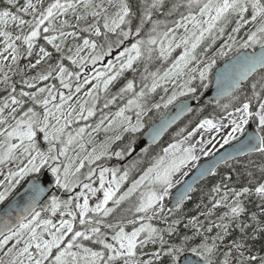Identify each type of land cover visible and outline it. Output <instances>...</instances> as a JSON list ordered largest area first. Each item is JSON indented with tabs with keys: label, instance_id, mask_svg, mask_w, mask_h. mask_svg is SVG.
Wrapping results in <instances>:
<instances>
[{
	"label": "snow or ice",
	"instance_id": "obj_1",
	"mask_svg": "<svg viewBox=\"0 0 264 264\" xmlns=\"http://www.w3.org/2000/svg\"><path fill=\"white\" fill-rule=\"evenodd\" d=\"M78 5L84 9L83 14L77 13ZM110 7L114 8L115 11L110 12ZM10 8L12 10H9ZM182 8L185 11H180ZM69 10L75 15L77 22L91 15L97 22L89 24L83 31H90L96 37L103 36L108 48V51L105 52L104 45H100V50L96 51L98 48L96 41L85 38L83 45L77 46L74 55L68 57L78 67L89 61L95 64L97 60L102 59L111 52L113 45L120 47L130 36L141 37L145 26L150 24L147 39L137 38L129 47H124L123 51L116 57V61L119 63L118 68L114 66L112 60H109L105 72H97L94 77H91L96 83H92L87 92H85V96L90 99L82 102L77 100L78 112L73 105H69L67 111L64 109V104L72 100L73 93L71 92L67 97L60 94L61 103L54 105L53 109L47 107L48 99H44L42 102L37 100L36 92H21V96L30 97L34 104L42 103L44 105L42 113L35 111L33 107H28L25 111H21L20 109L24 102L9 93L7 99L0 105V165H6L21 158L26 159L27 163L16 171L9 170L5 175V179L0 181V185H5L6 182L4 191H0V201H4L12 188L20 182L19 178L32 173L42 174V170L46 165H49L50 161L56 162L62 156L69 159L67 164H63V182L60 178V166H53L50 170L56 177V183L59 187L68 191L72 190L77 181L68 180L69 174L76 176L80 169L84 167L85 161L93 163L99 160L102 155L107 154V143L100 146L102 149L100 152L93 148L91 152H88L87 155L80 159L79 165L72 171L76 158H68L67 153L74 144L81 151L85 150V145L81 142L85 128H78L75 135L66 133L65 130L74 119L87 120L93 116L96 100L98 99L96 92L107 90L109 85L125 70L135 72V63L141 59L145 62L141 79L148 81L151 78V86L145 82L140 91L136 92L134 91V80H128L124 87L119 89L118 95L122 98L124 94L132 93V98L128 99L126 104L120 107L111 119L108 116L104 117V120L108 121L106 131L113 126H117L121 127L125 132L135 133L143 127L141 115L145 111L147 95L157 90L160 86V81L182 77L184 70L189 64L193 61L199 63L196 57L198 46L205 40L206 36L213 37L214 40L213 33L217 29L220 35L223 36L224 26L230 23L233 17L237 19L235 20L236 27L232 28V33L239 32L241 25L251 24L254 29L249 30L247 39L240 47L248 48L259 44L261 52L259 54H246L242 57L238 72L230 83L228 94L231 95L232 91L240 86V81L247 79L257 69L264 72V0H175L170 5L169 0H140L137 12L133 11L129 0H99L98 3L94 2V0H64L63 3L61 0H53L47 7L41 9H38L37 5L32 3V0H25L24 3H20V0H7V5L3 10H0V37L3 38V51L8 52L10 49L11 58L15 61L18 51L16 41H22L27 46L30 55L34 42L41 35V26L47 22V26L42 29L45 34L43 39L48 44H51L57 52H60L61 44L56 43V41L59 39L62 43L67 36H75L77 34L63 30L68 25L67 20L61 21L59 28L54 23L58 16L66 15ZM175 13H179V19L171 21L174 27H170L169 22L166 20L153 19L156 14L171 17ZM25 16H31L32 19L26 20L24 19ZM137 19L138 23L135 24L133 29V21ZM100 20L103 21L102 28L98 23ZM9 21L13 22L18 29H21L19 34L13 36L12 32L6 30ZM24 25L29 26L26 33L22 31ZM189 25H191V28H189ZM180 28L184 29V34L177 39L176 29ZM50 33H58V35ZM109 33L115 34L117 37L115 41L110 40ZM229 40L234 43L235 37L229 34ZM181 47H183L181 54L175 57L171 67L163 71L162 75L159 70L149 71V63L153 60L155 53L158 52L159 58L166 60L172 54L174 48ZM225 47L231 49L232 44L225 42L224 45H221L218 50L219 55H227L224 51ZM86 48L93 50L94 54L90 57L81 56L80 53ZM39 51L42 56L36 61V64H39L44 57L50 55L44 47H41ZM3 59L7 60L8 56H4ZM215 62V59H212L202 68L192 69L191 71H198L200 79L204 80ZM31 67H35V65H31ZM58 67V76L63 87H71L69 83L65 82L66 75H75L79 81V73L68 72L62 64L58 65ZM49 75H41L39 79L47 80ZM194 78L192 76L184 81L180 86L182 90L179 92L173 91L167 100L161 97L163 107L167 108L168 105L176 100L177 96L185 95L184 89L187 92H194V88L188 87V84ZM4 79L7 82V75H5ZM89 83L90 78L86 76L82 82L76 84L75 93H79L83 86ZM28 86L33 87L31 84H28ZM251 90V96L247 97L240 107L235 108V113L238 116L230 121L231 131L223 138V143L228 144L230 140L236 139V133H244V126L248 125L249 120L252 119L257 122L259 133L261 134L248 137L246 142H241V146L237 151L241 154L245 150L264 154V75H261L259 80L251 84ZM14 91L15 89H13ZM37 91L40 93L47 91L49 95H52L50 88H39ZM116 99L117 96H112L104 104V107L107 108ZM233 99H236V97H233ZM253 99L259 102V108L255 111H253L251 105ZM9 100L11 103L8 102ZM152 107L160 109L161 103H155ZM224 107L227 108V105ZM133 108L136 110L135 124L131 122V117L125 114L126 111H130ZM6 110L7 114L5 115ZM74 113H76L75 116L73 115ZM232 115V113H229V116ZM104 120H101L100 124H103ZM100 124L97 125V129ZM219 127L211 119H204L196 126V128L204 129L205 131H219ZM195 131L196 129H193L184 139L191 138ZM37 132L42 133L43 140L47 142L46 151L41 150L37 144ZM159 132V129L156 130L153 138L159 135ZM120 138L119 135L114 137L115 140ZM182 143L169 144L168 147L164 148V155L157 158L156 162L147 168L139 179L134 180L127 191L120 195H117L120 184L128 178V172L124 171L117 176V171L111 170L112 179L108 182V186L104 187L105 173L110 170L102 168L100 170V186L103 190V199L94 208H90L88 197L83 192L78 193L76 196L77 203L75 208L78 210L79 224L83 226V231L75 229L74 221L77 219V212L71 210L72 198L61 202L53 196L50 206L43 209L44 211H50L52 215H56L57 211L61 209V205H63L60 216L64 217L66 215L69 219H61L59 225L54 224L51 219H40L41 213L36 210V196L43 191V188L37 182L39 176L34 177L31 203L26 205L22 209L21 214L16 216V222H10V212H6L5 218L0 220V249H3L10 241L15 240V243L4 252V256L8 259H0V264H153L151 259L138 258V245L143 248L149 242L155 244L157 239H159L161 247L158 251L152 253V256L159 259L161 252H164L169 258V264H177L181 254L185 251L190 252L196 258L185 257L186 264H264V256L245 255L246 252L250 253L251 250L244 242L243 236L239 239L233 238L227 244L224 243L230 235L228 232L230 224L238 220L245 211L240 198L250 192L247 187L242 188L240 191H232L233 201L227 205L229 210L221 217L222 220L228 218L229 223L216 225L222 231L217 232L215 236L204 237L194 246L167 244L163 235L160 234V230L147 223H141L139 227H134L131 232H126L123 226H120L117 230L114 225L105 223L101 218L108 216L109 213L114 211L113 208L106 207L109 201H112L114 206H119L122 201L126 200L145 184L151 187H148L146 192L141 193L135 212H148L153 209L154 205L162 201L173 186V175L180 172L189 162L198 160L195 154L196 144L182 147ZM197 143L202 144L203 141H197ZM202 151L204 155L210 154L203 149ZM114 154L117 157L123 155L120 151ZM78 157L79 154H77ZM93 171L90 170L86 178H90L93 175ZM205 171L214 173L215 165ZM157 186H159V190H157ZM83 188L88 189L93 195L99 190L91 187L90 184H84ZM212 190L218 192L219 187H214ZM254 191L264 200V183H260L259 186L255 187ZM80 196H84L82 204L78 202ZM186 198L185 195H181L175 207L179 209ZM227 200L228 194L226 192L220 200L214 203L213 207H218L222 201ZM163 211V207H160L158 212H154V215H159ZM89 212L99 213L101 217H89L87 215ZM140 219L143 220V217ZM148 219H151V217ZM252 219L256 222L257 229H264V221L256 220L255 216ZM193 221L195 222V218H193ZM129 223H135V221H129ZM101 225L114 232L111 236L112 243L107 242V234L101 230ZM236 226L240 228L241 232L249 227V225L242 222ZM208 231L211 232L212 228L210 227ZM69 234H71L70 237ZM141 234H145L142 239ZM45 235L48 238H45ZM66 237L69 238L65 240ZM83 241H92L94 244L100 245L103 250L97 251L91 247H86ZM218 241L219 243H217ZM21 242L23 247H17ZM165 245H167L166 249Z\"/></svg>",
	"mask_w": 264,
	"mask_h": 264
},
{
	"label": "trees",
	"instance_id": "obj_2",
	"mask_svg": "<svg viewBox=\"0 0 264 264\" xmlns=\"http://www.w3.org/2000/svg\"><path fill=\"white\" fill-rule=\"evenodd\" d=\"M25 0H20V3H24ZM53 0H32V3L37 5L38 9L47 7ZM63 3L64 0H61ZM94 2H99V0H94ZM140 0H129L130 6L132 7L134 12L138 11V5ZM175 2V0H169L170 3ZM7 5V0H0V10ZM9 10H12L11 8ZM109 11H115L114 8H109ZM180 11H185L183 8ZM84 9L78 5L77 13L83 14ZM186 14V12H185ZM247 15V14H246ZM24 19L30 20L31 16H25ZM153 19H162L169 22L170 27H174L171 24V21L179 19V13H175L171 17L162 16L160 14H156L153 16ZM237 18H231V22L224 26L225 31L223 36L220 35L219 30H215L213 37L206 36L205 40L201 42V44L196 49V61L192 62V69H199L202 67V64L209 63L212 59H215V64L211 67L210 71H213L216 66L222 64L228 58L232 57L236 52L241 49L240 45L247 39V35L250 29H253L251 24L249 25H241L240 31L237 33H232V28L236 27L235 20ZM63 20L68 21V25L63 29L65 32H75L77 33L75 36H67L61 40H57L56 43L61 44V51L57 52L56 49L48 44L46 40L43 39L45 35L42 31L43 27L47 26V22L45 25L41 26V35L36 39L33 44V48L31 54L27 50V46L22 43V41H16L17 44V59L15 61L12 60L9 49L8 52H4V43L3 38L0 37V105L7 99L9 93L15 95L18 100H22L23 106L20 109L21 111H25L28 107H33L35 111L42 113L44 110V105L42 103L34 104L30 97L21 96V92H36L37 100L43 101L44 99H48L49 103L47 107L49 109H53L54 105L60 104V94H63L65 97L69 95V93H73L74 104L73 106H78L77 100L81 102L83 100L90 99L85 96V92H87L88 88L92 83H96L94 77L97 72H99L102 68H106L105 64L108 63L109 60L116 61V57L119 55L121 51H123L124 47H129L132 42L137 38L147 39L148 29L150 28V24L146 25L141 33V37L130 36L127 41L120 47H116L113 45L111 52L108 55H105L102 59L97 60L95 64H92L90 61L85 62L79 67L72 63L71 60L68 59L69 56H73L77 46L83 45V40L85 38L89 40L96 41L98 48L96 51H99V46L104 45V51L107 52V44L104 40L103 36L96 37L90 31H83V29L87 28L89 24L96 23L97 21L91 15H88L86 19L76 21L75 15L71 10L66 15L58 16L54 21L57 28H59L60 22ZM99 25L102 28L103 21L100 20ZM138 23V19L133 21V29L135 24ZM223 26V25H222ZM28 25H24L22 31L25 33L28 31ZM9 32L13 33V36L19 34L21 29H18L15 24L9 21L7 29ZM127 30V29H126ZM177 30H182L177 29ZM254 30V29H253ZM52 35H58V33H50ZM217 34V36H216ZM229 34L235 37V42L229 40ZM111 41L116 40L115 34H108ZM225 42L228 44H232L231 49L225 47L224 51L227 55H219L218 50L221 48V45H224ZM44 47L47 52H49L48 57H44L39 64H36V61L40 59L42 53H40V48ZM259 47V44L252 45L248 48L255 49ZM180 48H178L179 50ZM207 49V51H205ZM177 50V51H178ZM93 50L84 49L80 55L81 56H91L93 55ZM8 56L7 60H4L3 57ZM144 60L135 63L136 71L125 70L112 84L109 85L107 90H99L96 92L98 99L96 100V107L94 110V115L89 117L87 120L84 119H74L65 130L66 133H72L75 135L76 130L78 128H85V133L83 136V140L81 141L85 145V150L81 151L79 147L75 144L70 148L67 153L68 158H76L74 160L72 171L75 170V167L79 164L80 159H82L88 152H91L93 148H96L97 152L102 151L101 145L107 143V154L102 155L100 157V166L96 163V168L99 170L102 167L112 168L117 171V173L123 170L120 161L123 158V155H129L132 151V146L135 140L140 136L141 132L145 130L149 125L156 122L165 112L166 108L163 107L161 97H165L166 94H171L173 91L178 90L179 86L184 83V81L188 80L190 77L194 76L195 78L191 80V83L188 84V87L194 88V92H189L185 94V96H177L176 99L180 97L192 96L196 97V104L192 108V110L162 139V141L153 147H148L143 151L138 152L132 159H139L142 153H145V157L140 158L142 166H136L134 171L141 170L144 166L149 164L154 156H157L160 153V148L164 145H167L175 138L187 137L188 133L196 129V126L204 119H212L224 117L229 112L234 111L235 108L240 107L241 104L245 101V99L251 96V84L261 78V75H264V72L261 70L257 71L251 79L245 83L241 88L235 91L229 97L219 100L215 103H212L209 98H205L204 94L209 88L211 77L203 82H199V72H190V75L185 80L183 79L178 85L172 86L171 84H163V86H159L155 92L149 93L146 97V105L145 111L141 115V122L143 127H141L137 132H125L121 127L113 126L111 129L105 130L107 128L108 121L104 120L105 116H108L109 119L114 116V114L119 110L120 107L126 104L127 100L132 98V93H126L121 96L118 95L119 89L124 87L128 80H134L135 87L134 91L138 92L143 87V84L147 82L149 86H151V78L148 81H143L141 79V73L144 68ZM62 64L68 72L70 73H79V81L75 75L73 76H65V82L71 85L70 88H65L61 84L59 79V67L58 65ZM31 65H35V67H31ZM167 61H163L159 58L158 55H154L153 60L149 63V71H157L159 70L161 75L163 71H165L167 67ZM118 67V66H117ZM116 67V68H117ZM50 73V75H49ZM111 74V73H109ZM5 75H7L8 80L5 82ZM41 75H49V79L40 80L39 77ZM90 78V83L84 85L79 93H75V87L78 82H82L85 77ZM27 81V83H25ZM209 83V84H208ZM28 84L33 85V87H29ZM39 88L51 89L52 95H49L47 91L40 93L37 90ZM13 89L15 91L13 92ZM167 89V91H165ZM186 90V89H185ZM117 96V99L114 103L110 104L107 108L104 107V104L109 100L112 96ZM167 95V96H168ZM236 97V99H233ZM167 98V97H166ZM73 99V98H72ZM11 103V101H8ZM155 103H161L160 109H155L152 107ZM65 105V104H64ZM227 105V108L224 106ZM252 109L255 111L259 108V102L256 99L251 101ZM4 113L7 114V110ZM136 110L133 108L130 111H126V115L131 117V122L135 124L136 122ZM86 115V113H85ZM99 120L96 124L95 121ZM104 120L103 124H100V121ZM257 127L258 124L256 121L250 119ZM100 124V127L94 129V126ZM183 130V131H182ZM259 130V129H258ZM179 132H183L179 134ZM90 134V135H89ZM119 135L121 138L119 140H115L114 137ZM102 138V140H99ZM91 141V142H89ZM37 144L41 148V150H47V142L43 140V134L37 132ZM120 151L123 153L122 156L117 157L114 153ZM77 154L79 157L77 158ZM148 157H150L148 159ZM148 159V160H147ZM136 160V161H137ZM27 160L24 158L17 159L14 162H9L6 165H0V175L4 176L7 174L6 170H15L22 162H26ZM69 159L65 157H60L56 162H49V165H46L44 169L50 168L53 166H60L61 169V181L63 182V164H67ZM85 163H89L85 161ZM80 169V172L76 174V176L71 175L68 176V180L77 181L75 185L72 187L71 191H68L59 186L56 187L51 197L42 205V207L38 210L41 215H44V218L40 219H51V217L58 216L60 211L63 210V205H61V209H59L56 215H52L50 211H44L43 209L49 207L51 204V198L55 196L59 201L63 202L68 200L69 198L75 197L83 185L88 182L87 174L89 170L94 167V165L87 164ZM116 168V169H115ZM32 175H38L37 173H32L24 176L23 178H19L20 182L16 184L14 190L5 198L4 201H0L1 206L7 201L8 198L11 197L18 189H20L26 179ZM118 176V175H117ZM260 183H264V154L254 153L250 155H246L242 158L233 160L228 162L222 166H220L215 173L203 181L199 186H197L191 195L186 198L183 203L180 205V208L177 209H169L167 206V199H164L163 213L159 215H152L151 219L136 221L135 223L128 224L129 221H135L138 219V214L133 212L132 209L127 208V205H119L117 208H114V211L110 213L109 218H103L101 215L93 213H88L89 217H101L105 223L114 225V222H118L122 220L126 223L125 228L130 230L133 227L140 226L141 223H147L152 225L153 227L160 230V234L163 235L164 240L167 241V244L176 245V246H194L200 242L204 237H212L217 234V232H221L220 228H217L216 225L221 223H229L228 218L221 217L224 216V213L227 212L228 204L232 203L233 196L232 191H240L242 188H249L250 192L241 196L240 200L242 205L245 208L244 213L240 215L238 220L233 221L229 228L228 232L230 235L224 241L225 244L229 242V240L233 238L239 239L240 237H244V242L247 247L251 250L250 253L246 252L245 255H256V256H264V229H257L256 222L252 219L253 216L256 217L258 221H264V200H262L254 191L255 187L259 186ZM5 185L0 186V188L4 191ZM219 187L218 192H214L212 189L214 187ZM227 192L228 200L222 201L218 207H213L214 203L217 200H220L222 196ZM129 216H123L128 214ZM124 217L120 219L119 217ZM195 218V222L193 221ZM168 221V222H167ZM191 221V223H189ZM244 223L249 225L243 232H241L240 228L236 225L238 223ZM75 229L83 231L84 228L79 224V219L74 221ZM212 228V231L209 232L208 229ZM119 226L116 227L118 229ZM255 229V230H254ZM101 230L106 234L114 233L111 229L105 228L101 225ZM145 234H142L141 239ZM71 234H69V237ZM47 237V235H45ZM69 237H66L67 240ZM211 242V241H209ZM15 243L13 240L12 244ZM86 247H91L93 250H103L100 245L94 244L92 241H83ZM219 243V241L217 242ZM12 246V245H11ZM10 246V247H11ZM8 247V248H10ZM17 247H23V243ZM160 241L157 239L156 243L153 244L151 242L145 244L143 248H140L138 245V258L139 259H151L153 264H169V258L166 256L164 252H161L159 259H156L152 256V253L158 251L160 249ZM167 245H165L166 249ZM188 252V251H185ZM0 259H8L7 257H1Z\"/></svg>",
	"mask_w": 264,
	"mask_h": 264
},
{
	"label": "water",
	"instance_id": "obj_3",
	"mask_svg": "<svg viewBox=\"0 0 264 264\" xmlns=\"http://www.w3.org/2000/svg\"><path fill=\"white\" fill-rule=\"evenodd\" d=\"M261 52V48L256 50H244L236 55H234L229 60L222 63L214 72L213 74V83L210 90L206 93V98H211L212 102H216L223 98L229 96L228 90L230 88V83L233 77L238 72V66L241 63L242 57L247 55H251L253 53L259 54ZM259 70V69H257ZM253 73L252 75H254ZM251 75V76H252ZM251 76L247 79L240 81V86L237 87L234 91L239 89L245 82H247ZM232 91V93L234 92ZM231 93V94H232ZM195 97H189L182 99L175 103L172 107H170L165 115L159 119L153 126L148 128L140 138L136 141L134 145V150L132 155H134L137 151L142 149L147 145H155L157 144L163 136L174 126L176 125L194 106L195 104ZM190 109V110H189ZM160 130L159 135H156L153 138L154 132L156 130ZM260 134L254 127L253 124H249L243 136L234 142L233 144L221 149L213 156L204 159L199 162L197 167L194 171L183 181V183L175 189L169 197L170 201V208H173L178 199L181 195H185L186 197L191 193L193 188L200 184L204 179L210 177L213 172L205 171L206 169L215 165V170L225 164L226 162L242 157L249 153L244 151L242 154L239 153L237 150L241 146V142H246L247 138L253 135ZM203 173V174H202ZM34 178V177H33ZM33 178H30L22 189L16 193L8 202L7 204L0 210V220L5 218V213L10 212L11 216L9 217L11 223L16 222V216L21 214L22 209L31 203V199L33 196L32 191V182ZM40 184V187L43 188V191L36 196V210L45 202V200L52 194L53 190L55 189L57 183L55 176L48 170L44 171L40 176L39 180L37 181ZM190 189V190H189ZM185 257L190 259H196L192 256L191 253H185L182 255L177 264H186Z\"/></svg>",
	"mask_w": 264,
	"mask_h": 264
},
{
	"label": "rangeland",
	"instance_id": "obj_4",
	"mask_svg": "<svg viewBox=\"0 0 264 264\" xmlns=\"http://www.w3.org/2000/svg\"><path fill=\"white\" fill-rule=\"evenodd\" d=\"M189 28H191V25H189ZM182 30H177L176 29V36H177V39H179V37L181 36V35H183L184 34V29L183 28H181ZM216 36H217V34H216ZM176 49H178V48H174V50H173V52L176 50ZM183 51V47H181L180 49H179V52L176 54V57L177 56H179L180 54H181V52ZM158 54V52L157 53H155L154 55H157ZM172 55V54H171ZM107 64L108 63H106L105 64V67L107 68ZM113 64H114V66L115 67H119V63L117 62V61H113ZM205 65V64H204ZM117 67V68H118ZM106 68L104 69V68H102L99 72H105L106 71ZM189 69H192V63L191 64H189L188 65V67L184 70V73L185 72H187ZM208 75H209V72L207 73V76H206V78L208 77ZM179 78V77H178ZM178 78H174V79H178ZM209 84V83H208ZM181 86V85H180ZM179 86V88H178V90H177V92H179V91H181L182 89H181V87ZM184 91L186 92V94L187 93H189V92H187L185 89H184ZM172 94V93H171ZM170 94V95H171ZM169 95V96H170ZM168 96V97H169ZM183 96H185V95H183ZM167 97V98H168ZM73 99L72 100H70V101H67L66 103H65V105H64V109H65V111H67L68 110V106L69 105H73L74 104V97H72ZM167 98L166 99H164V100H167ZM181 99V97L179 98V99H176V100H174L173 101V103H175L177 100H180ZM172 103V104H173ZM162 104H163V101H162ZM172 104H170V105H168V107L167 108H169ZM75 108H76V110H77V112L79 111V107L78 106H75ZM6 113V112H5ZM229 113H232L233 115L232 116H229ZM227 115H225L224 117H219V118H212L211 120H213V122L214 123H216L217 125H219L220 127H219V131H217V130H208V131H205L204 129H198V128H196V131L194 132V134H193V136L191 137V138H189V139H187V140H185L184 138L185 137H182V138H175V139H173L171 142H169L167 145H164V146H162L161 148H160V153L157 155V156H154V159L149 163V164H147L146 166H144L141 170H139V171H135V172H133L132 170L136 167V166H142V163H141V160H142V158H144L145 157V153H142L141 155H140V158H141V160H140V158L137 160V161H133V162H131V163H128L127 165L128 166H130V168H131V172H129L128 174H129V176L130 175H132L131 177H129L128 176V178L125 180V181H123L121 184H120V189H119V192H118V194L117 195H120V194H122L123 192H125V191H127V189L132 185V182L134 181V180H137V179H139V177L141 176V175H143V173H144V171L147 169V168H149V167H151L155 162H156V160H157V158H159L160 156H163L164 155V153H163V149L164 148H166V147H168V145L169 144H174V143H180V142H183L182 143V147H187L189 144H196V155H197V157H198V160H200V159H202V158H208V157H210L211 155H213V153H215L217 150H219L220 148H222L223 146H225V145H227V144H224L223 143V138L224 137H226L227 135H228V133L231 131V123H230V121L233 119V118H236L237 116H238V114L237 113H235V110L234 111H231V112H229ZM75 114L76 113H74L73 115L75 116ZM99 122V120H97V121H95V123L97 124ZM246 126V125H245ZM244 126V127H245ZM94 129H96L97 128V126H94L93 127ZM183 132H179V134H182ZM241 133H236V139H233V140H230L229 141V143H231L232 141H234V140H237V139H239L240 137H241ZM99 140H102V138H100ZM203 141V143L202 144H198L197 143V141ZM228 143V144H229ZM202 149L204 150V151H208L210 154L209 155H204V152L202 151ZM150 157H148V159H149ZM147 159V160H148ZM198 160H196V161H192V162H189V164L188 165H186L185 167H183L182 169H181V171L180 172H178V173H175L174 175H173V186L171 187V188H175L179 183H181L182 181H183V179L185 178V173H189L194 167H196L197 166V164H198ZM25 163H27V161L25 162ZM24 162H22L15 170H13V171H16V170H18V168L19 167H22L23 166V164H25ZM139 166V167H140ZM102 169V168H101ZM100 169V170H101ZM107 169H109V168H107ZM124 169H126L125 167H124ZM110 170V169H109ZM6 172H8L7 170H6ZM123 173V172H122ZM121 173V174H122ZM4 176H2V175H0V181H3L4 179ZM112 179V172L111 171H109V172H107V173H105V184H104V187H107L108 186V182L110 181ZM87 180H88V182L86 183V184H90L91 185V187H93V188H96V189H99L96 193H95V195H93L91 192H89L88 191V189H84L83 187H82V189L80 190V192H83L87 197H88V203H89V207L90 208H94L95 206H96V204L97 203H99L102 199H103V190L101 189V186H100V171H99V174L97 175L96 173H95V171H93V175L90 177V178H87ZM0 186H2V185H0ZM15 187H16V185H15ZM14 187V188H15ZM148 187H151V186H149V185H147V184H145V185H142L139 189H137V191L136 192H134L130 197H128L126 200H124V201H122L121 202V204H120V206L121 205H127V208H129V209H132L133 210V212H135V207H136V205L139 203V198H140V195H141V193H143V192H146L147 191V189H148ZM14 188H12V190L8 193V195L7 196H9V194L14 190ZM170 188V189H171ZM170 189H169V191H170ZM157 190H159V186H157ZM0 191H3L1 188H0ZM79 192V193H80ZM169 195V194H168ZM168 195H166L167 197H168ZM6 196V197H7ZM77 196V195H76ZM76 196L75 197H73V203H72V205L70 206L71 207V210L72 211H74V212H77V219H78V215H79V213H78V210L75 208V204L77 203V200H76ZM164 199L165 198H163V200L162 201H160V202H158L156 205H161L162 203H163V201H164ZM83 200H84V196H80V198H79V203H83ZM159 205V206H160ZM155 206V205H154ZM106 207H109V208H117L118 206H114L113 205V203H112V201H109V203H108V205H106ZM154 212H156V210H154ZM90 213V212H89ZM96 214H98L99 215V213H93V215H96ZM101 215V214H100ZM109 215H110V213H109ZM109 215L108 216H106V218H109ZM130 214H129V212H128V216H129ZM152 215V212H147L146 214H142L141 215V217H143V219L144 218H149L150 216ZM123 216H125V215H123ZM119 217L120 219H123L124 217ZM41 218H44V215L42 214L41 215ZM103 218H105V217H103ZM61 219H69V217L68 216H64V217H61L60 216V214L58 215V216H53V217H51V220L53 221V223L54 224H57V225H59V221L61 220ZM141 219L140 218H138L136 221H140ZM119 223H123V221L122 220H120V222H116V224H114V226L115 227H117V226H119L120 224ZM136 227H139V226H136ZM134 228V227H133ZM125 229V228H124ZM133 229H130V230H126L125 229V231L126 232H131ZM113 235V233L112 234H108L107 235V242H109V243H112L113 241L111 240V236ZM45 238H48V237H45ZM12 242L13 241H10L9 242V244L8 245H6L3 249H0V256L1 257H4V252H6L7 251V249H8V247H10L11 245H12Z\"/></svg>",
	"mask_w": 264,
	"mask_h": 264
}]
</instances>
